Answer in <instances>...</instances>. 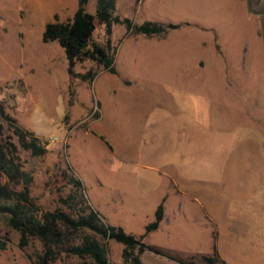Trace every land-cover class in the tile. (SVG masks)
Listing matches in <instances>:
<instances>
[{
  "label": "rangeland",
  "instance_id": "374dc122",
  "mask_svg": "<svg viewBox=\"0 0 264 264\" xmlns=\"http://www.w3.org/2000/svg\"><path fill=\"white\" fill-rule=\"evenodd\" d=\"M76 7L77 0H0V102L46 143L41 156L18 147L36 204L59 205L49 174L67 168L105 223L138 236L164 198L162 220L142 239L150 247L143 264L199 261L230 243L234 219L253 218L252 235L263 233L264 0H115L114 16L178 26L144 36L112 23L116 72L89 60L73 67L95 70L91 82L69 78L62 48L40 38L54 14L65 21ZM0 239V264H30L41 251L37 239L19 248L1 216ZM261 246L238 251L260 257ZM106 248L111 264H123L119 242ZM237 257L233 264L250 258ZM51 264L80 260L61 253Z\"/></svg>",
  "mask_w": 264,
  "mask_h": 264
},
{
  "label": "trees",
  "instance_id": "16d2710c",
  "mask_svg": "<svg viewBox=\"0 0 264 264\" xmlns=\"http://www.w3.org/2000/svg\"><path fill=\"white\" fill-rule=\"evenodd\" d=\"M87 1L77 0L76 9L65 21H59L54 14L52 20L44 23L41 32L43 43L56 41L62 48L69 78L92 81L95 70H73L77 62L84 60L101 66L111 74L116 72L110 39L112 23L123 24L127 33L144 36L164 34L167 29L178 26L150 20L136 23L128 17L114 16L115 0H95L94 12L91 13L85 10ZM99 27L104 33L102 44L95 40ZM68 94L70 104L73 95L71 86H68ZM45 145L33 131L18 125L0 102V216L8 228L18 233L19 248L27 246L32 239L40 242L41 251L34 253L30 264H51L61 253L77 257L80 264H111L107 260L108 240L122 245L120 255L123 264H143L140 255L150 247L142 239L150 230L156 229L162 220L164 198L157 204L152 221L144 226L143 233L136 236L125 232L120 226L105 223L86 201L81 181L69 169H53L49 174L50 190L52 200L59 205L51 210H42L29 194L32 176L22 168L18 147L27 150L31 156H41L46 151ZM4 247L5 242L0 239V249ZM176 260L194 264L193 260ZM218 262L222 261L214 246L211 255L200 258V264Z\"/></svg>",
  "mask_w": 264,
  "mask_h": 264
},
{
  "label": "crops",
  "instance_id": "0c3cea01",
  "mask_svg": "<svg viewBox=\"0 0 264 264\" xmlns=\"http://www.w3.org/2000/svg\"><path fill=\"white\" fill-rule=\"evenodd\" d=\"M247 220H253V218H239V219H234V221H231V224L228 227V230L230 232H232L233 239H230V243L228 244H222L221 246H217L216 252L218 254L219 259L222 262H218L217 264H233V260L237 257L238 261H245L244 258H241L240 256L242 255L243 257H250L247 253V250H241L242 253H240L238 251V249H240L238 247V245L240 244L241 246H246V248H252L253 247V243H261V247L263 248L264 251V232L263 233H259L258 235H252V231L250 229L249 226H247ZM249 225H251L249 223ZM246 239H249V242H246ZM258 240V242H257ZM257 245V244H256ZM258 247V245H257ZM228 249L229 250V254H223V251ZM238 252V253H237ZM247 253V254H246ZM264 253V252H263ZM235 256V257H234ZM233 259V260H232ZM242 259V260H241ZM194 261V260H193ZM246 261H248L247 264H264V254L260 257L258 256H252L248 259H246ZM245 261V264H246ZM179 264H186V263H180ZM194 264H200V260L199 261H194ZM236 264V263H235Z\"/></svg>",
  "mask_w": 264,
  "mask_h": 264
},
{
  "label": "built area",
  "instance_id": "2783aa9c",
  "mask_svg": "<svg viewBox=\"0 0 264 264\" xmlns=\"http://www.w3.org/2000/svg\"><path fill=\"white\" fill-rule=\"evenodd\" d=\"M49 139H53V137L50 136Z\"/></svg>",
  "mask_w": 264,
  "mask_h": 264
}]
</instances>
